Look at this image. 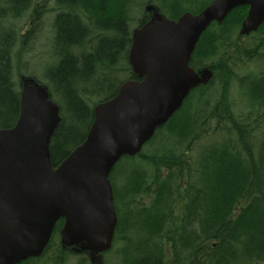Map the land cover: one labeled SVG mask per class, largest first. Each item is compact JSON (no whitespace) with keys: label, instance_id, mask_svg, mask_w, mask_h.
<instances>
[{"label":"trees","instance_id":"obj_1","mask_svg":"<svg viewBox=\"0 0 264 264\" xmlns=\"http://www.w3.org/2000/svg\"><path fill=\"white\" fill-rule=\"evenodd\" d=\"M213 1L0 0V130L16 124L23 86L35 83L61 102L50 145L56 167L86 140L94 106L137 79L128 61L133 24L145 26L154 12L172 20L198 14ZM247 13L238 7L207 29L190 61L207 82L137 156L115 165L118 224L101 256L118 264H264V23L242 35ZM63 224L42 256L20 264H93L87 252L62 246Z\"/></svg>","mask_w":264,"mask_h":264},{"label":"water","instance_id":"obj_2","mask_svg":"<svg viewBox=\"0 0 264 264\" xmlns=\"http://www.w3.org/2000/svg\"><path fill=\"white\" fill-rule=\"evenodd\" d=\"M241 6L249 7L241 33L256 32L264 23V0H214L198 14L135 29L129 64L139 80L124 82L94 107L86 140L56 167L50 145L60 106L35 83L24 86L16 124L0 130V264L42 256L60 220L64 247L79 246L93 261L112 248L115 165L139 154L205 82L207 74L190 67L195 48L213 23Z\"/></svg>","mask_w":264,"mask_h":264},{"label":"rangeland","instance_id":"obj_3","mask_svg":"<svg viewBox=\"0 0 264 264\" xmlns=\"http://www.w3.org/2000/svg\"><path fill=\"white\" fill-rule=\"evenodd\" d=\"M49 2H52V0H48ZM52 5V4H51ZM51 16H53V15H50V16H48L47 18H50L51 19ZM153 18H158V14L156 13V12H154V14H153ZM49 19V20H50ZM49 20L46 22V26H45V30H44V33L47 31V25H48V22H49ZM137 27V25H136V23H134L133 24V29L132 30H134V28H136ZM37 52H43L40 48H38L37 50H36ZM41 63H38V64H36V65H38V67L40 66L41 67V69H42V72H43V70L46 68V66L48 65V63H49V61H48V59H44V58H42L41 59ZM35 65V66H36ZM258 67H260V66H258ZM251 69L252 70H254V69H256V66H252L251 67ZM236 97V101L238 102V100H239V95H235ZM57 101V100H56ZM58 105H60L61 106V102H56ZM117 258L113 255V254H108V255H106V256H102V257H99L98 258V263H100V264H103V262H106L107 264H118V262H117V260H116Z\"/></svg>","mask_w":264,"mask_h":264}]
</instances>
